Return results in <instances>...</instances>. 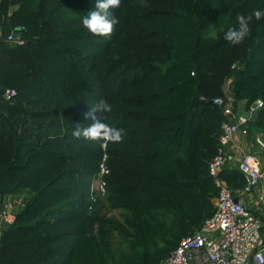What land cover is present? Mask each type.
Here are the masks:
<instances>
[{
	"label": "trees",
	"instance_id": "16d2710c",
	"mask_svg": "<svg viewBox=\"0 0 264 264\" xmlns=\"http://www.w3.org/2000/svg\"><path fill=\"white\" fill-rule=\"evenodd\" d=\"M94 5L0 0L4 34L26 26L24 44L0 38V87L16 89L0 92V198L28 194L0 264H160L216 207L208 165L226 115L214 99L235 111L262 99L247 127L264 135V17L224 38L264 0H121L108 37L81 23ZM100 100L119 142L73 134ZM219 176L245 186L238 164Z\"/></svg>",
	"mask_w": 264,
	"mask_h": 264
},
{
	"label": "built area",
	"instance_id": "2783aa9c",
	"mask_svg": "<svg viewBox=\"0 0 264 264\" xmlns=\"http://www.w3.org/2000/svg\"><path fill=\"white\" fill-rule=\"evenodd\" d=\"M25 31L24 24L12 27L6 35L0 29V38L5 37L7 41L21 45L26 41ZM0 92L10 98L16 89L9 87L2 90L0 87ZM214 101L222 106L226 115L220 136L221 146L208 165L218 187L216 207L200 228L183 237L160 264H264V212L259 213L247 205L248 195L264 203V141L257 138L261 151L240 152L238 167L245 178L243 188L232 190L226 180L219 176L229 163L228 144L236 133L248 134V121L253 111L263 105V100L258 98L254 103L256 106L247 112L241 108L235 111L230 99L216 97ZM108 171L107 165L102 162L101 175ZM98 186L105 192V181L102 178ZM23 204V198L17 194L0 200V235L14 221L17 208Z\"/></svg>",
	"mask_w": 264,
	"mask_h": 264
},
{
	"label": "clouds",
	"instance_id": "9594fccd",
	"mask_svg": "<svg viewBox=\"0 0 264 264\" xmlns=\"http://www.w3.org/2000/svg\"><path fill=\"white\" fill-rule=\"evenodd\" d=\"M121 0H95V5L87 14L81 18L84 28L95 35L108 37L113 26L118 23V17L114 14L113 9L119 7ZM255 16L256 19L264 17V8H256L247 17L237 14L236 26H231L224 32V38L230 43L240 42L248 35V21ZM112 106L105 100H100L96 105L91 106L89 115L92 123L84 127L74 129L75 136H83L86 139L98 140L106 138L113 142L122 140V129L110 126L105 123L104 117L106 113H110ZM99 112L103 119L99 118L96 113Z\"/></svg>",
	"mask_w": 264,
	"mask_h": 264
},
{
	"label": "crops",
	"instance_id": "0c3cea01",
	"mask_svg": "<svg viewBox=\"0 0 264 264\" xmlns=\"http://www.w3.org/2000/svg\"><path fill=\"white\" fill-rule=\"evenodd\" d=\"M263 134V132H256L254 135L247 134L242 135L241 133H236L234 135L233 140L228 144L229 148V163L231 164H238V160L240 157L241 151H261L262 148L257 142V138L259 135ZM264 185V180H263ZM9 196V195H8ZM248 201L247 205L252 209L256 210L259 213L264 212V203L258 202L256 197L253 195L247 196Z\"/></svg>",
	"mask_w": 264,
	"mask_h": 264
},
{
	"label": "water",
	"instance_id": "95a60500",
	"mask_svg": "<svg viewBox=\"0 0 264 264\" xmlns=\"http://www.w3.org/2000/svg\"><path fill=\"white\" fill-rule=\"evenodd\" d=\"M224 89H225V91H226V94L230 97V98H232V99H235L236 98V94H234L233 92H231L230 90H229V88H228V83H225L224 84ZM244 106H245V103L244 102H242L241 103V107L242 108H244ZM256 106V104H253V107H255ZM237 199V197L235 196V200ZM0 200H1V198H0Z\"/></svg>",
	"mask_w": 264,
	"mask_h": 264
},
{
	"label": "rangeland",
	"instance_id": "374dc122",
	"mask_svg": "<svg viewBox=\"0 0 264 264\" xmlns=\"http://www.w3.org/2000/svg\"><path fill=\"white\" fill-rule=\"evenodd\" d=\"M242 111L247 112L246 109H245V110L242 109ZM255 112H256V110L253 111V115H254ZM259 137L264 141V135H263V134L259 135ZM17 195H19V197L23 198V201H25V197H26L28 194H27V192H25V193H21V194H17ZM17 209H18V208H17ZM113 212H116V211L113 210Z\"/></svg>",
	"mask_w": 264,
	"mask_h": 264
}]
</instances>
